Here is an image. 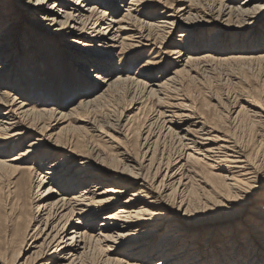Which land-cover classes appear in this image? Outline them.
Listing matches in <instances>:
<instances>
[{"label": "bare ground", "instance_id": "1", "mask_svg": "<svg viewBox=\"0 0 264 264\" xmlns=\"http://www.w3.org/2000/svg\"><path fill=\"white\" fill-rule=\"evenodd\" d=\"M119 1L0 0V167L12 179L6 228L17 223V240H10L17 250L11 253L10 242L0 241V264H97L92 248L99 250L100 264H264V159L248 154L218 124L261 129V143L264 102L241 99L245 109L228 112L216 99L205 103L206 113L183 90L219 68L264 64V28L251 36L255 47L239 38L264 27V0H219L209 13L204 0H127L123 13L115 6ZM207 27L213 30L209 42L199 32ZM233 33L238 35L230 46L219 43ZM36 46L40 51L34 54ZM45 48L54 58L74 59V89L66 99H75L78 90L84 96L100 92L67 112L62 104L26 93L25 79L41 69L32 66L42 64ZM147 49L151 61L139 66L138 77L129 76L132 64L126 61ZM166 61L174 67L168 78ZM158 70L165 77L154 76ZM124 93L136 100L129 111L144 99L158 107L140 129V160L118 143L133 137L130 114L113 127L119 137L81 114ZM76 118L78 124L64 126ZM68 132L81 135L67 137ZM28 139L18 155L6 156ZM167 139L181 147L175 159H164ZM208 188L213 191L206 197ZM191 192L207 200L203 211L225 207L233 213L191 221L201 211L184 198ZM21 200L32 210L24 220L14 217L13 203Z\"/></svg>", "mask_w": 264, "mask_h": 264}, {"label": "rangeland", "instance_id": "2", "mask_svg": "<svg viewBox=\"0 0 264 264\" xmlns=\"http://www.w3.org/2000/svg\"><path fill=\"white\" fill-rule=\"evenodd\" d=\"M88 2L89 3H87L86 5L95 3L96 0H94V1L88 0ZM119 2H120V4H116V5L114 4V5L116 6V8L118 9V11L120 13H123V9H121L120 6L123 5V7H124L125 4H123V3L127 2V0H125L124 2H122V0H120ZM218 2H219V0H204L201 5L204 4L203 9L207 13H209L210 11H212L211 9L213 7H215V4L216 5L219 4ZM19 5L22 7L24 6V8L27 7V5H23V3H19ZM6 7L8 10H11L12 8H14L13 6H7V5H6ZM8 10H6V12ZM2 12L6 13L5 11H2ZM1 16L3 17V15H0V17ZM204 26H206V25H204ZM209 28L210 27H207L206 29H204V30L201 29L199 31L202 36H203V34H204V36H206L205 37L206 40L209 39V40H207V42H209L210 39L213 38V34L211 33L213 30H211ZM263 28H264L263 26L258 27L256 30H254L252 32L247 31L246 33H244L243 37H239L241 44L242 45L244 44L246 46H250V43H252V42L254 43V40L251 39V36L253 34H255V32L262 30ZM180 32H181L180 29H178L176 31V33L172 36L171 41H170L171 46H173L175 44V40L177 39V35ZM237 35L231 34V35L225 36L224 38L222 37L223 39H221L219 41V43L223 42V44H224V41H225L224 45H226V48H227L228 46H230L232 44L234 38H236ZM255 46H256V42L254 43V47ZM34 48L35 49L32 50V52L34 54H36L37 52L40 51L39 47L36 46ZM44 50H45L44 53H43V51L41 52V53H43V54H41V56L42 57L44 56L42 64L34 63V65L32 67L39 66L41 69L43 67H46L48 70L44 71L43 77H41V78H40L41 69H39L38 72H33L30 75H28V77H26L25 84H27L29 86L28 90H26V93L34 92L35 94H38L37 95L38 98H45L48 102H52L55 104H62V105H64L65 108L61 111L67 112V111L71 110L73 107H76L78 105V103H80V101H84L83 99L94 98L96 96V94L98 92H100V91L94 90V91H92V93H90V94L88 93L84 96L83 93H85V91L84 90H78L77 94H76L78 96L75 97V99H71V98L66 99L68 94H73L72 92H73L74 88L70 85V82L72 81L71 79H72L73 74H74V66H73V64H74L73 60L74 59H69L66 57H61V59L60 58H54L55 57L54 52H51L50 50H48L46 48ZM257 51L253 55L259 56L261 51H259V53ZM204 52H208V51L205 50ZM222 54L225 56V54L229 55V54H231V52L221 53V55ZM152 55L153 54L151 53V49L150 50L147 49V50H143L141 52H138L135 56H132L131 57V58H133L132 63H130L131 61L127 60L126 61L127 64H132V68L130 69L129 76L138 77L135 75L137 72V69L144 62L151 61ZM36 59H38V58L36 57ZM119 62H120L119 59L116 60V64H118ZM165 64H166L165 70L167 72L166 75L168 78V76L172 75L171 72L174 70V67L172 65H169V62H167ZM170 64H171V62H170ZM232 66H229V69H226V70L219 68V69H217V71L214 70V72H212V73H206V74H204L205 76L201 75L202 76V77H200L201 79L199 78L200 81L186 84V86L183 90L190 94V96L194 102L193 105H195L196 109H200V110H203L204 112H206L205 107H204L205 103L207 101H209L211 104H216L217 102L214 101L216 99L220 100L222 103L221 106H223V107H222L221 111H228V112L233 108H238V110H239V109H241L242 106H243V108H244V106L246 107V104L245 103L243 104L241 99L252 100V101L256 100V101L264 102V64L259 63V62H253L250 64H238V65H232ZM230 67H232L231 68L232 70H230ZM160 73H162V72H160ZM160 73L158 70L154 76L165 77V76H163L164 74H160ZM33 74H35V75H33ZM211 74H212V76H211ZM35 78L37 79L36 81H31ZM34 84H38V87L34 88ZM2 88H5V87L2 86ZM139 94H140V91L136 94V96L138 97ZM133 96L134 95H130L129 93H124V94H122V95H120L114 99H110L109 101L103 102L98 107V109H95L94 111L93 110L92 111H86L85 112L86 114H83V113H81V114L84 117H86V118L88 117L92 121H94L96 123V125L100 128V130H102L104 132L108 131L111 135H115V137H119V136H117V134H115L113 131V129H114L113 127H115L114 125H116L118 122H120L125 115L130 114V116H128V117H132V125H133L132 128H133V132H134L133 137L128 141H124V140H122V138H120V140H118V143L122 147L131 151L134 156L137 157V155H138V160H140V156H141V153L143 151V149L140 148V143L142 142V140H141L142 132H140V129H142L143 126H145V124L149 121V119L155 115V111H156V109H158V107L155 105L154 99H148V100L144 99L145 101L144 100L140 101L142 103V105L136 106V108H138V109H135L133 111H129V109L135 105L136 100L132 99ZM61 97H65V98L61 99ZM33 102H35V101H31L28 104H30V106H31L33 104ZM80 119H81V117H80ZM77 120H78V118L72 119V121H70L69 123H66L64 126H67L68 124H70V126L73 127V124H78ZM126 121H127V119L124 120L123 123H125ZM222 122H224V120H219L218 124L221 127H223V131L225 130L227 132L235 134L236 138L244 146L247 147L246 152L248 154L254 155V154L258 153L259 157L261 159H264V146H262V144H264V140H262V142L259 143V139H260L259 137L262 135L263 130L258 129V128H254V127H250V126H244V128L241 126H235L234 127V126H230L229 123H227V122H226V124H223ZM65 131H66V129H65ZM65 131H63L62 135L66 134ZM72 135L77 136V135H81V134H78V133L72 134L69 132L67 133V137L68 136L70 137ZM92 136H96V133L93 134ZM30 140H32V139L26 140V142H24L22 144V146H21L22 148H17L16 149L17 152L8 153L6 156L12 158V157L18 155V153L21 150L25 149V146L27 145V143ZM94 140L98 141L96 137ZM100 146L104 149L108 148L107 144H101ZM161 147H163V148H161V151L164 152V156H165L164 159L166 157H168V159L169 158L175 159V157H177L178 153L180 152L179 150L181 149V147H179L174 141H171V139H167L166 141H164L162 143ZM106 151L109 153V155L113 156V149L111 147H109V149H106ZM147 169L148 168H146V172L148 171ZM43 171L45 172L46 170H43ZM11 180L12 179H11L10 174L7 173L6 171L1 170V167H0V241L2 244L5 242H10L11 248H9L8 251L13 253L17 250L16 243H14V241L17 240V238L14 237V231H15V227H16L17 223H15L14 226L10 229L6 228V225H5L6 212L4 209L6 207V197H7L8 190L10 189L9 184H10ZM255 185H257V184H255ZM47 187H49V186H46L44 189L41 188V190L38 192V194L41 195ZM41 191H42V193H41ZM212 191L213 190L208 188V190H206V192H205L206 197L208 195H211ZM199 193H200L201 198L197 194H192V192L188 193L184 196V198L187 199V203H189L192 208L198 207L199 209H201L200 213L193 216L189 220L195 221V220L200 219V218H209V217H215L216 218L217 216H219V217L224 216L226 218L228 215L233 213V212H230L229 209H226L225 207L219 208L220 210L203 211V209L206 210L205 208L209 207V205L207 204V200H204L202 198L201 192H199ZM260 195H261V193H260ZM126 197L127 196H125V198ZM213 197H214V195H213ZM214 199L216 201H218L219 203L222 202V199L217 197V196L214 197ZM178 201H180V200H178ZM172 205L173 206L175 205L174 209H176L177 206H176L175 200L173 201ZM253 208L254 207L249 208L248 211H251V209H253ZM13 210L15 213L14 217L16 219L20 218V220H24L27 216L32 214V210H31L30 206H28V204L24 200H21L20 202H14L13 203ZM98 224H100V223L98 222L96 225H98ZM225 225H222L221 227L226 228L227 225L226 226ZM12 238H14L16 240L13 239L12 241H10ZM207 238H208L207 235L203 236L202 241L206 240ZM219 241H220V239H216V242H215L216 244L215 243L214 244L215 245L219 244ZM202 245H203V242H202ZM94 249L92 248V250L90 251L91 252L90 255L94 259V262L97 261L96 263L98 264L99 261L101 262V254H100L98 249H95V250Z\"/></svg>", "mask_w": 264, "mask_h": 264}, {"label": "snow or ice", "instance_id": "3", "mask_svg": "<svg viewBox=\"0 0 264 264\" xmlns=\"http://www.w3.org/2000/svg\"><path fill=\"white\" fill-rule=\"evenodd\" d=\"M35 2L39 3V0H35Z\"/></svg>", "mask_w": 264, "mask_h": 264}]
</instances>
